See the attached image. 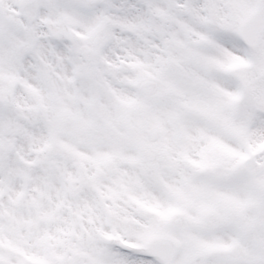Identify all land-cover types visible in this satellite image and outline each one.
<instances>
[{
	"label": "snow or ice",
	"instance_id": "1",
	"mask_svg": "<svg viewBox=\"0 0 264 264\" xmlns=\"http://www.w3.org/2000/svg\"><path fill=\"white\" fill-rule=\"evenodd\" d=\"M0 264H264V0H0Z\"/></svg>",
	"mask_w": 264,
	"mask_h": 264
}]
</instances>
